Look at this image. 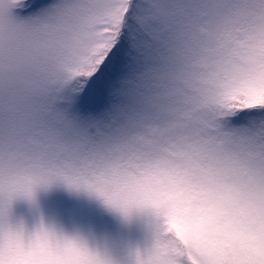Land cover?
<instances>
[{
    "label": "snow or ice",
    "instance_id": "obj_1",
    "mask_svg": "<svg viewBox=\"0 0 264 264\" xmlns=\"http://www.w3.org/2000/svg\"><path fill=\"white\" fill-rule=\"evenodd\" d=\"M0 264H264V0H0Z\"/></svg>",
    "mask_w": 264,
    "mask_h": 264
}]
</instances>
